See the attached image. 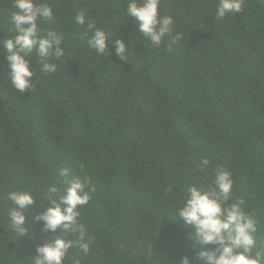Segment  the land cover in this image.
<instances>
[{"label": "trees", "instance_id": "obj_1", "mask_svg": "<svg viewBox=\"0 0 264 264\" xmlns=\"http://www.w3.org/2000/svg\"><path fill=\"white\" fill-rule=\"evenodd\" d=\"M39 2L53 9L41 34L57 32L64 56L45 73L33 52L35 86L19 93L4 46L15 38L16 9L0 0V264H32L36 248L60 232L35 222L48 188L58 199L76 178L90 195L78 218L90 251L70 248L64 264H181L183 256L196 264L198 251L215 245L197 249L195 226L175 211L189 186L209 188L217 167L232 171L237 198H251L264 246V0H244L241 13L223 19L218 0H161L182 39L159 46L126 14L128 0ZM81 11L112 34L111 56L89 46L91 31L75 21ZM116 39L128 61L115 54ZM17 190L35 198L23 237L8 217V193Z\"/></svg>", "mask_w": 264, "mask_h": 264}, {"label": "clouds", "instance_id": "obj_2", "mask_svg": "<svg viewBox=\"0 0 264 264\" xmlns=\"http://www.w3.org/2000/svg\"><path fill=\"white\" fill-rule=\"evenodd\" d=\"M161 0H128L126 14L136 22L138 31L147 37L154 46H159L168 37L173 44L182 39V34L175 32V20L171 15H161ZM244 0H218L216 16L223 19L225 16L236 15L242 12ZM11 21L14 25V39H6V66L11 84L19 93L28 92L34 88L31 54L40 58L42 71L54 73L58 65L53 60H60L64 56L61 46L62 37L55 31L41 34L39 21L53 18V9L47 2L39 0H13ZM78 25H87L92 35L88 40L89 46L97 54L106 52L112 55L109 49V37L112 35L105 29L96 27L95 23L86 20L84 11L75 16ZM175 33V34H174ZM55 50L53 51V46ZM115 54L122 60L128 61L131 52L122 39L114 41ZM128 53L125 55V53ZM209 166V159L203 157L200 169ZM67 169L60 171L61 176H67ZM235 180L231 170L217 167L207 190L193 184L187 188L183 206L176 209V216L186 225L195 226V247L200 245H215L198 251L196 264H264V246H258V233L261 231V222L249 204V199L243 196L237 198L234 193ZM87 185L76 178L68 184L63 195L57 199L58 189L50 186L45 194L47 206L35 216V222L44 221L43 230L57 233L53 239L36 248V255L32 264H64L70 248L78 247L85 256L90 251L89 243L85 240L86 233L78 218L81 215L80 207L90 200ZM8 199L12 207L8 211L13 230L23 237L28 229L26 211L30 209L35 198L29 191H11ZM231 200V203L229 201ZM79 233L73 239L66 238L68 233ZM63 233L64 235H61ZM75 264H80L79 260ZM181 264H191L188 256L181 258Z\"/></svg>", "mask_w": 264, "mask_h": 264}]
</instances>
